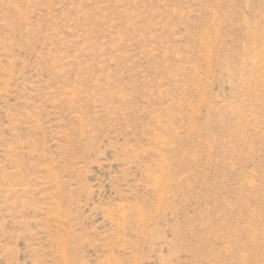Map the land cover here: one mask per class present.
Wrapping results in <instances>:
<instances>
[{"label":"rangeland","instance_id":"374dc122","mask_svg":"<svg viewBox=\"0 0 264 264\" xmlns=\"http://www.w3.org/2000/svg\"><path fill=\"white\" fill-rule=\"evenodd\" d=\"M0 264H264V0H0Z\"/></svg>","mask_w":264,"mask_h":264}]
</instances>
